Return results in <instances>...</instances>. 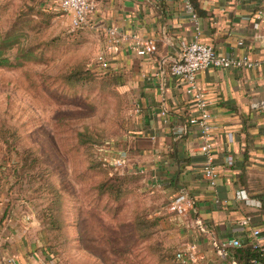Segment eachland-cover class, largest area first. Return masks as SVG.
Wrapping results in <instances>:
<instances>
[{
	"label": "crops",
	"instance_id": "obj_1",
	"mask_svg": "<svg viewBox=\"0 0 264 264\" xmlns=\"http://www.w3.org/2000/svg\"><path fill=\"white\" fill-rule=\"evenodd\" d=\"M91 1L96 11L82 29L100 53L105 55L108 29L117 28L122 38L108 55V67L119 74L131 122L115 151L127 155L125 169L143 179L149 217L160 219L163 249L192 254L193 264H240L234 249L222 248L223 243L239 240L248 248L258 230L264 244V24L254 27L262 0ZM57 2L43 0L40 6L51 13ZM194 41L211 45L221 56H247L259 64L198 73L214 126L215 186L204 173L199 128L189 123L199 111L184 84L169 73ZM181 197L184 213L176 204ZM9 205L8 199L0 201V264H11V257L18 264H54L28 244L30 225L22 208L11 213Z\"/></svg>",
	"mask_w": 264,
	"mask_h": 264
},
{
	"label": "rangeland",
	"instance_id": "obj_2",
	"mask_svg": "<svg viewBox=\"0 0 264 264\" xmlns=\"http://www.w3.org/2000/svg\"><path fill=\"white\" fill-rule=\"evenodd\" d=\"M41 3L0 0V50L20 63L0 67V201L22 208L44 262L177 264L151 226L142 177L112 165L131 113L110 67L84 29ZM113 177L120 188L102 190Z\"/></svg>",
	"mask_w": 264,
	"mask_h": 264
},
{
	"label": "built area",
	"instance_id": "obj_3",
	"mask_svg": "<svg viewBox=\"0 0 264 264\" xmlns=\"http://www.w3.org/2000/svg\"><path fill=\"white\" fill-rule=\"evenodd\" d=\"M49 10L65 13L70 19L71 27L73 29H81L89 22L90 17L95 13L96 5L91 0H58L57 5L54 7L52 6ZM186 10L190 14L192 20L197 24L198 16L192 4L187 3ZM261 24H264V0H262L254 15V27L258 28ZM121 39L117 28H110L107 30L106 52L105 55L100 53L98 61L102 70H107L109 68L108 55L120 44ZM136 46H140V43H137ZM136 46H132V48L137 49ZM139 54L144 55L145 51L140 50ZM258 66V63L252 62L247 56L241 58L221 56L211 45L194 41L182 49L179 58L175 60L169 68L170 75L179 79L184 84L185 93L192 99L199 111V116L190 119L189 123L199 128L200 136L203 141L202 152L207 161L204 173L211 186L216 185L218 177L213 159L214 126L211 124L212 115L209 111V103L205 91L198 83V73L209 68L218 70H242L254 69ZM128 164L129 158L127 155H121L113 161L112 165L115 170L123 171ZM184 200V197L176 200L177 209L181 213H184V209L180 207V204ZM254 236L257 240L252 246L264 252V244L260 242V232L258 230L254 231ZM240 247H242V243L239 240H230L222 244V248L224 249ZM176 256L178 261L182 264H193L196 262L192 254L187 257L184 253L179 252ZM8 262L11 264H18L13 257L9 258Z\"/></svg>",
	"mask_w": 264,
	"mask_h": 264
},
{
	"label": "trees",
	"instance_id": "obj_4",
	"mask_svg": "<svg viewBox=\"0 0 264 264\" xmlns=\"http://www.w3.org/2000/svg\"><path fill=\"white\" fill-rule=\"evenodd\" d=\"M45 12H47V11L45 10ZM16 61H20V57H17ZM19 64H20L19 62L17 64H13L12 60L10 58L4 57L3 52L0 50V67H12V66L19 65ZM84 75H90V74H89V72H85ZM110 78L114 79L115 84H117V86H119V84H120L119 74L111 73ZM120 182H121L120 177L109 178L108 180H106L104 182V184H102L101 189L104 190L105 192L108 190L114 191L117 188H120V186H119ZM150 219H152V221L154 220L153 222L151 221V226H153V227L160 226V219L159 218H150ZM159 234H160V232H159ZM153 237H154V232H153V234H149V232H146V234L144 236V243L147 246L145 248H147L150 251L153 249V243H154ZM161 247H162V244H161ZM162 249H163V247H162ZM233 249H234V254L236 256V259H237V263H240V264H264V252H262L258 249H255L253 246H250L248 248H243V246H242L240 248H233ZM175 262L177 264H182L181 262L178 261L176 254H175Z\"/></svg>",
	"mask_w": 264,
	"mask_h": 264
}]
</instances>
